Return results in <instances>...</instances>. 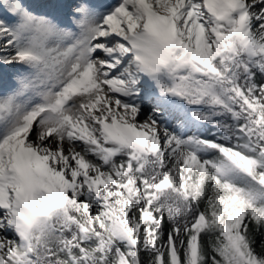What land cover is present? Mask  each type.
Returning a JSON list of instances; mask_svg holds the SVG:
<instances>
[{"label": "snow or ice", "instance_id": "1", "mask_svg": "<svg viewBox=\"0 0 264 264\" xmlns=\"http://www.w3.org/2000/svg\"><path fill=\"white\" fill-rule=\"evenodd\" d=\"M0 264H264V0H0Z\"/></svg>", "mask_w": 264, "mask_h": 264}]
</instances>
